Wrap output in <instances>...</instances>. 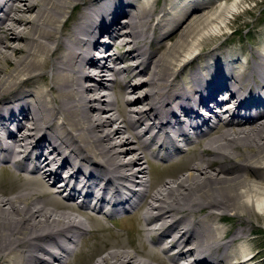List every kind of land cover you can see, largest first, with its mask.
Masks as SVG:
<instances>
[{
  "label": "bare ground",
  "instance_id": "obj_1",
  "mask_svg": "<svg viewBox=\"0 0 264 264\" xmlns=\"http://www.w3.org/2000/svg\"><path fill=\"white\" fill-rule=\"evenodd\" d=\"M160 1L0 0V264H261L264 38Z\"/></svg>",
  "mask_w": 264,
  "mask_h": 264
},
{
  "label": "rangeland",
  "instance_id": "obj_2",
  "mask_svg": "<svg viewBox=\"0 0 264 264\" xmlns=\"http://www.w3.org/2000/svg\"><path fill=\"white\" fill-rule=\"evenodd\" d=\"M163 1L164 0H161L160 3L162 4ZM240 8L241 10L239 14L232 19L230 29L225 32L224 36L227 38V42L229 43L226 46H231L233 48L240 46L250 47L252 45L256 48H261V42L264 38V0H245V3ZM246 8L250 9L246 10ZM122 19H125V17ZM222 37L223 36H220L219 39ZM216 39H214V41ZM155 45H157V42ZM103 91H107V89H104ZM186 153H188L190 157L193 155V151L191 149L186 150ZM165 171H167L166 167L159 168L156 172L164 173ZM6 176L7 175H3V177H0L1 184L10 182L11 179ZM119 218L124 219L123 221H119L118 224L122 227V232L125 233L124 228L129 229V225L126 227V216L123 215L117 219ZM229 224H231L230 221L225 223L226 226ZM253 226L257 228L259 232H257L258 237H256V242H254L252 246H254L257 251L262 250V253L258 257V261L261 264H264V220H254ZM86 249L90 250L91 248L88 246ZM75 263L76 261H73L71 264Z\"/></svg>",
  "mask_w": 264,
  "mask_h": 264
}]
</instances>
